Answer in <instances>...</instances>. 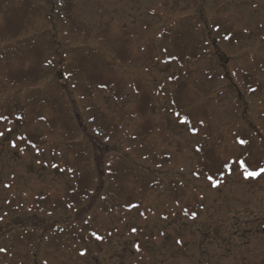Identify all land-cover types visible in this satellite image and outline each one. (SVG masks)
Listing matches in <instances>:
<instances>
[{
	"label": "trees",
	"instance_id": "trees-1",
	"mask_svg": "<svg viewBox=\"0 0 264 264\" xmlns=\"http://www.w3.org/2000/svg\"><path fill=\"white\" fill-rule=\"evenodd\" d=\"M76 2L0 0V70L4 73L0 80V133L12 147L18 142L19 151L39 163L33 171L41 174L49 169L56 176L62 175L65 182L62 193H44L30 201L32 195L24 189L20 173L24 166L18 170L11 162L8 167L13 172L7 178L0 172V184L9 180L12 188L11 195L0 198V249L9 254L11 264H38L42 252L48 253L57 243L63 249L74 243H93L103 227L98 217L128 213L137 198L159 191L166 181L163 169L145 168L123 150H116L103 166L98 162L101 146L108 147L110 141L119 139V132L127 134L122 131L124 118L129 125L135 124L126 140L131 145L128 148L137 150L139 159L151 160V141L159 125L153 116L155 97L150 82L133 80L129 84L119 75L133 61L129 40L94 34L78 22ZM45 18L56 22L52 23L54 32L48 35L37 28ZM193 23L190 20L188 24ZM57 27L63 30L64 43L58 39ZM160 36L165 61L182 70L171 78L168 97L172 114L191 134L204 131L197 149L195 177L219 186L232 168V162L218 150L227 136L214 135L212 94L204 81L196 78L199 71L187 68L199 61L204 45L187 24ZM205 37L215 52V37L211 33ZM205 74L212 76L209 71ZM244 79L248 92L255 94L259 86L253 74L246 73ZM129 88L135 100L127 108ZM99 93L107 95L104 102L99 101ZM78 101L84 103L86 114ZM248 134L242 131L238 135L239 144L246 148L240 161L244 175L246 170L264 168L261 153ZM28 201L33 202V208L28 207ZM193 209L191 203L189 213L193 214ZM57 215L61 219L56 220ZM132 246L147 254L145 244L136 240Z\"/></svg>",
	"mask_w": 264,
	"mask_h": 264
},
{
	"label": "rangeland",
	"instance_id": "rangeland-1",
	"mask_svg": "<svg viewBox=\"0 0 264 264\" xmlns=\"http://www.w3.org/2000/svg\"><path fill=\"white\" fill-rule=\"evenodd\" d=\"M76 14L78 22L96 35L113 34L116 39L129 40L133 61L119 75L129 84L133 80L149 81L155 97L153 116L159 131L151 141L154 157L139 159L137 150L128 148L131 145L126 140L135 124L129 125L124 118L122 131L127 134L119 132L120 138L110 141L108 147L100 145L98 162L103 166L116 150H123L145 168L163 169L166 181L159 191L137 198L128 213L98 217L103 224L97 235L100 239L86 245L74 243L65 249L57 243L48 253L42 252L38 264H264V173L255 179L244 178L240 161L246 148L238 142L239 133L247 131L264 160V0H77ZM189 19L194 23L188 24ZM52 23L56 22L45 18L37 28L48 35L54 32ZM185 24L204 45L199 61L189 63L187 68L199 71L196 78L203 80L212 94L214 135L227 136L218 150L232 162L231 170L215 188L194 174L204 131L191 134L174 117L169 103L171 78L182 70L165 61L160 34ZM56 30L64 43L63 30ZM207 33L215 37V52L210 49ZM246 73H252L259 86L255 94L247 90ZM3 76L0 70V80ZM127 95L126 107L130 108L135 100L131 88ZM98 97L104 102L107 95L99 93ZM78 105L85 112L84 103L78 101ZM86 135L92 137L89 131ZM213 142L218 143L215 139ZM18 145L16 142L12 147L5 136H0L3 177L12 175L10 164L18 170L24 166L20 173L24 189L32 195L30 201L44 193L64 190L62 175L56 176L49 169L41 174L33 171L39 163L20 152ZM9 182L0 184L3 200L12 194ZM32 203L28 201V207L33 208ZM191 203L195 216L189 213ZM56 218L61 219L58 215ZM136 240L145 244L147 254L132 246ZM0 264H11L8 253L0 251Z\"/></svg>",
	"mask_w": 264,
	"mask_h": 264
},
{
	"label": "snow or ice",
	"instance_id": "snow-or-ice-1",
	"mask_svg": "<svg viewBox=\"0 0 264 264\" xmlns=\"http://www.w3.org/2000/svg\"><path fill=\"white\" fill-rule=\"evenodd\" d=\"M225 38L227 39L228 37H225ZM101 87H104V85H101ZM2 135H3V133H0V136H2ZM240 143L243 144V143H245V141L241 140ZM261 173H264V168L260 169L259 171H247L246 170L244 178L245 179L257 178L261 175ZM208 179H209V181L213 180V178L211 176H209ZM211 186L215 188L218 185L215 182H213ZM193 216H195V213H193ZM134 231H135V229H134ZM97 238L100 239V237H97ZM0 251H3V249H0Z\"/></svg>",
	"mask_w": 264,
	"mask_h": 264
},
{
	"label": "water",
	"instance_id": "water-1",
	"mask_svg": "<svg viewBox=\"0 0 264 264\" xmlns=\"http://www.w3.org/2000/svg\"><path fill=\"white\" fill-rule=\"evenodd\" d=\"M262 232H263V234H264V226L262 227Z\"/></svg>",
	"mask_w": 264,
	"mask_h": 264
}]
</instances>
